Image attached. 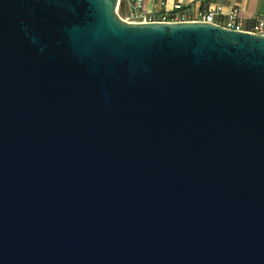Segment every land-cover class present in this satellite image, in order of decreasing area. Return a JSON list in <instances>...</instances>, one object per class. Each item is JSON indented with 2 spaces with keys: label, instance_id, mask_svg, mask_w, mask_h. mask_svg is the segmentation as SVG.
I'll return each mask as SVG.
<instances>
[{
  "label": "water",
  "instance_id": "obj_1",
  "mask_svg": "<svg viewBox=\"0 0 264 264\" xmlns=\"http://www.w3.org/2000/svg\"><path fill=\"white\" fill-rule=\"evenodd\" d=\"M0 0V264H264V35Z\"/></svg>",
  "mask_w": 264,
  "mask_h": 264
},
{
  "label": "built area",
  "instance_id": "obj_2",
  "mask_svg": "<svg viewBox=\"0 0 264 264\" xmlns=\"http://www.w3.org/2000/svg\"><path fill=\"white\" fill-rule=\"evenodd\" d=\"M121 2H126L127 12L125 17H122L120 14L119 15L127 22L150 23L199 21L218 24L237 31H247L264 35V19H261L259 17L255 18L253 25L249 29H247L243 20L240 19L239 12L236 9L230 10L225 17H222V6H217L212 10L195 13L177 4L174 6V10L171 12L146 14L144 12L143 0H119L117 8L118 13Z\"/></svg>",
  "mask_w": 264,
  "mask_h": 264
},
{
  "label": "crops",
  "instance_id": "obj_3",
  "mask_svg": "<svg viewBox=\"0 0 264 264\" xmlns=\"http://www.w3.org/2000/svg\"><path fill=\"white\" fill-rule=\"evenodd\" d=\"M124 4L126 6V2ZM143 4L146 14L171 12L177 4L195 13L222 6V17L236 9L247 29L253 25L255 18L264 19V0H143ZM125 11L127 12L126 9Z\"/></svg>",
  "mask_w": 264,
  "mask_h": 264
},
{
  "label": "trees",
  "instance_id": "obj_4",
  "mask_svg": "<svg viewBox=\"0 0 264 264\" xmlns=\"http://www.w3.org/2000/svg\"><path fill=\"white\" fill-rule=\"evenodd\" d=\"M126 6L123 2H121V5L119 7V13L122 15V13H125Z\"/></svg>",
  "mask_w": 264,
  "mask_h": 264
},
{
  "label": "rangeland",
  "instance_id": "obj_5",
  "mask_svg": "<svg viewBox=\"0 0 264 264\" xmlns=\"http://www.w3.org/2000/svg\"><path fill=\"white\" fill-rule=\"evenodd\" d=\"M119 14H120V13H119ZM120 15H121V14H120ZM121 16H122V17H125V16H126V11H125V13H124V14L122 13V15H121Z\"/></svg>",
  "mask_w": 264,
  "mask_h": 264
}]
</instances>
